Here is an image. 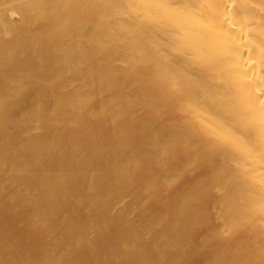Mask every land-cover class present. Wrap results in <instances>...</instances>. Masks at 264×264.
<instances>
[{"label": "bare ground", "instance_id": "bare-ground-1", "mask_svg": "<svg viewBox=\"0 0 264 264\" xmlns=\"http://www.w3.org/2000/svg\"><path fill=\"white\" fill-rule=\"evenodd\" d=\"M0 264H264V0H0Z\"/></svg>", "mask_w": 264, "mask_h": 264}, {"label": "rangeland", "instance_id": "rangeland-1", "mask_svg": "<svg viewBox=\"0 0 264 264\" xmlns=\"http://www.w3.org/2000/svg\"><path fill=\"white\" fill-rule=\"evenodd\" d=\"M217 156L214 155L213 156V160H216ZM206 171L205 169H196V168H193L192 170L186 172L183 176V180H188V179H191L192 177H194L195 175L199 174V173H202ZM164 196V195H163ZM161 196L159 199H157L156 201L153 202L154 205H157V204H160L163 200H164V197ZM242 239V237H239ZM240 239V240H241Z\"/></svg>", "mask_w": 264, "mask_h": 264}]
</instances>
